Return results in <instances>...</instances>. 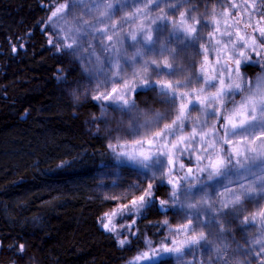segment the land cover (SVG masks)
Listing matches in <instances>:
<instances>
[{
    "label": "clouds",
    "instance_id": "clouds-1",
    "mask_svg": "<svg viewBox=\"0 0 264 264\" xmlns=\"http://www.w3.org/2000/svg\"><path fill=\"white\" fill-rule=\"evenodd\" d=\"M40 3L56 86L103 144L82 165L157 214L142 264H264V0Z\"/></svg>",
    "mask_w": 264,
    "mask_h": 264
},
{
    "label": "trees",
    "instance_id": "trees-1",
    "mask_svg": "<svg viewBox=\"0 0 264 264\" xmlns=\"http://www.w3.org/2000/svg\"><path fill=\"white\" fill-rule=\"evenodd\" d=\"M43 13L40 0H0V264H124L139 246L100 228L109 202L82 162L103 144L85 131L92 105L73 115L58 91Z\"/></svg>",
    "mask_w": 264,
    "mask_h": 264
},
{
    "label": "rangeland",
    "instance_id": "rangeland-1",
    "mask_svg": "<svg viewBox=\"0 0 264 264\" xmlns=\"http://www.w3.org/2000/svg\"><path fill=\"white\" fill-rule=\"evenodd\" d=\"M58 91L63 96V93L59 90V88H58ZM85 125H86V121H85ZM114 182H115V178H105L103 180L97 178V187H96L95 193L98 196H101L104 198L106 196L120 197L119 193L122 191V189L111 187L112 183H114ZM107 201L109 202L108 207L105 209V211L103 212V215L101 217H103L105 213L110 212L113 209L117 208L119 206V204L126 203L125 200L107 199ZM147 217H145V218H147ZM144 219H137L136 217L129 215L126 212L123 215H118L113 220V223L117 227V230L119 233V238L120 239H128V241H129V243L127 245H125L124 247H121V246L120 247L131 249V248H133L134 245L139 246L136 249L137 251L135 252L134 256H137L138 250L144 246L142 239L137 238L138 235L142 234V232L147 229V223H144L142 225V222ZM133 220H135L136 223L132 224ZM99 224H100V228L103 231H105L104 228L102 227L101 219H100ZM129 224H131V228H127V227L121 228L120 227L121 225H129ZM147 230H151V233H149L150 235L155 231L154 229H147ZM105 232H107V231H105ZM108 233L113 234L116 241H117V233H113V232H108ZM155 238L156 237L153 236V239H155ZM141 264H142V262H141Z\"/></svg>",
    "mask_w": 264,
    "mask_h": 264
},
{
    "label": "snow or ice",
    "instance_id": "snow-or-ice-1",
    "mask_svg": "<svg viewBox=\"0 0 264 264\" xmlns=\"http://www.w3.org/2000/svg\"><path fill=\"white\" fill-rule=\"evenodd\" d=\"M15 50V49H14ZM239 63V62H238ZM115 91V89L113 90ZM170 163L172 162L171 160L169 161ZM219 163H221L220 161H214L213 162V166H217ZM151 187V185H149V188ZM126 197L122 196V197H116V196H106L105 199H113V200H125ZM141 201L143 202L144 200V196L140 197ZM132 204H135V201L131 202ZM129 208V204L126 203H121L119 204V206L115 209H113L110 212H107L104 214L103 217H101V223H102V227L104 228L105 231L107 232H113V233H117V243L119 244V246L124 247L125 245H127L129 243L128 239H120L119 238V233L117 230L116 225L113 223V220L115 217H117L118 215H123L124 213L127 212ZM136 223L135 220L132 221V224ZM121 228L127 227V228H131V224L129 225H121ZM21 250H23V245H21ZM166 252L170 251V249L165 248L164 249ZM150 256V253L145 251L143 252L141 255H137L133 258V260L131 261V264H140V262L143 259H147Z\"/></svg>",
    "mask_w": 264,
    "mask_h": 264
}]
</instances>
